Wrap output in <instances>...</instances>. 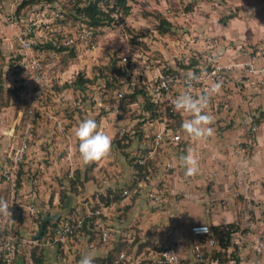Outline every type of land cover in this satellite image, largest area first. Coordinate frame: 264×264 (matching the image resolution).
<instances>
[{
	"label": "crops",
	"instance_id": "1",
	"mask_svg": "<svg viewBox=\"0 0 264 264\" xmlns=\"http://www.w3.org/2000/svg\"><path fill=\"white\" fill-rule=\"evenodd\" d=\"M190 2L193 7L188 13L187 27L190 34L187 35V38L196 35L194 36V41L188 43L195 53H198L205 61L210 63L227 64L244 59L241 55V49H256L261 52V55L257 57L255 66L258 68L264 67V0H190ZM1 31L4 32L5 30L0 27V33ZM6 32L10 31L7 30ZM8 43L7 40L0 42L5 48L8 47ZM197 66L199 64L191 65L190 67H168L166 70L178 69L188 72L196 70ZM14 70V67L9 66L4 69V75L7 76L9 72H13ZM153 74L154 71H149V75ZM127 76L120 75L122 87L119 89L127 90L129 85L125 83ZM216 81L221 83V87L210 97L209 103L214 105V102L217 101L216 99L220 101V123L223 125L220 137L215 138L213 136L214 132L206 138L192 137L181 127L182 122L187 119L184 116L185 112L181 111L178 114L175 110L171 117L170 129L175 133L181 134L180 141L165 143L162 148L154 153L153 158L148 160V163L154 168L149 186L162 195L160 203L150 202L144 192L134 188V183L139 172L137 165L133 162V158L135 155L144 153L148 149L152 132L158 128L156 122L153 120L154 118H147V120H143L144 118L130 119L129 113H131V110L129 109L134 107L135 102L144 101V97L138 95L137 101H132L123 106L118 122L108 125L106 128V132L112 136V141L115 138L113 133L120 125H123L126 131L130 132L129 138L131 141L130 139L129 141L133 145H128L127 150L131 154L130 158L132 160L130 159V164L126 170L124 168L125 171L122 173L126 177L129 174L128 179L130 183L120 190L122 193L124 189H127L128 193L122 194V197L118 201H113L108 205L104 204L101 195L110 193V189L117 181L115 178H110L111 173L108 174L109 176H106L105 168L101 166L102 163H105L106 159L111 158L110 154L113 153L110 151L102 158L95 160L97 165L91 171L93 176L88 178L83 177L82 185L78 186L76 191L66 192L69 195V207L74 209L70 214H68V210L67 214L70 216L85 215L89 211L99 208L102 211L99 216L87 215L86 218L93 217L94 220L100 218L105 224L109 225L113 229V237L110 240L127 237L128 241H130L131 230H127V228L130 224L141 221L139 226H142L150 218L158 226L155 228L162 230L161 235L163 234V237L159 243L163 246L164 230L162 226L166 221L167 214L171 213L174 216L175 224L173 236L182 241L184 247L183 259L186 262L190 257V236L188 229L192 224L206 223L211 227L212 225H221L231 221L248 223L249 228L246 232H241L238 229L233 232L228 249H236L243 252L249 258L250 264H264V212H262L264 195L257 183V177L261 173H264V73L246 75L240 68H235L233 71L227 72L223 79ZM216 81H210L204 86L195 88L191 93L194 96L201 95ZM92 88L94 90V87ZM82 89L89 98L97 93L96 90L91 92L89 85L88 88L83 87ZM183 91L180 88H176L174 98ZM85 107L87 110L90 109L89 105H85ZM91 109L93 111L97 109L96 105L94 104ZM53 113L49 110L42 117L43 120L49 119L48 124H45V128L49 129L51 133H56L57 135L55 136L59 140L51 142L50 146H48L49 152L45 157L50 158L51 162L54 163L50 168L59 176L65 174V171H67V160L74 158L72 143L77 139L74 136V129L80 121L77 120V123L72 122L70 124L69 119H61L59 115L57 116ZM98 113L95 110V114L90 115L95 118ZM54 118L59 119L62 124L66 123L63 122L66 119L68 125L70 124L68 133L64 134L65 129L60 132L56 128ZM138 122L142 123L139 124ZM135 128H138L137 132L140 134H135ZM3 133L0 132V161H3L10 145L15 144L18 140V135H13L10 130ZM123 142H127V140ZM216 142H218V156L228 163L229 168L226 174H230V177L237 175V180L235 178L231 179L236 182L238 191L243 194V199L239 202L228 195V199L230 200L227 202V205L232 210L217 211L212 209L206 213L205 209L202 208L203 205L197 204L194 196L196 195L195 191H198L200 185L212 179L211 175L213 172L210 168V152L211 147L216 146ZM234 142H240L244 150L241 149L236 154H230V144ZM67 144H69V150L66 149ZM53 145H58V148H54ZM36 149L37 147L29 142L28 155L24 162H22V168L26 173L22 175L20 186L16 187L15 196L25 201L32 200L41 208L48 209L49 211L56 210V208H52V205L59 202V192H55L50 197L49 191L43 185H38L39 181L36 178H30L29 180L26 177L28 171H32V175L35 173L36 159L42 155V152L36 151ZM169 150H174L176 156L189 152L194 153L198 160V172L194 175L186 176L182 164L171 172H168L167 167L164 166V162L169 158ZM223 150L225 154L220 152ZM173 156L171 159L174 158L173 160H176V157ZM230 181L224 180L227 191L231 187L232 182ZM62 187L67 186H59V188ZM54 188L59 189L57 185ZM233 188L235 189V186ZM167 191H185L186 196L178 200H171L166 196ZM132 196L135 199H132ZM10 197L11 193L8 182L0 179V199L8 202ZM242 205L250 208V210L239 212L238 214L236 208ZM118 208H121V210ZM160 212H163V214L159 215ZM94 220L92 228H82L65 241L46 246L32 241V236L40 222V215L34 217L23 212L15 220V231L19 239L12 264H32L33 256L31 251L33 248H36V252L40 256L39 264H78L82 254L90 250L96 252L94 261L95 264H98L96 259L102 256V253L107 248L102 243L100 244L99 232ZM48 225L49 223H47ZM90 230L96 231V237L92 236ZM259 232H261L263 239V248L258 255H255L252 238ZM224 252L228 256L231 253H228V251H222L221 253L224 254ZM232 252L234 253V251ZM215 259L218 260V258ZM206 264L211 263L208 260ZM224 264H231V257H228Z\"/></svg>",
	"mask_w": 264,
	"mask_h": 264
},
{
	"label": "rangeland",
	"instance_id": "2",
	"mask_svg": "<svg viewBox=\"0 0 264 264\" xmlns=\"http://www.w3.org/2000/svg\"><path fill=\"white\" fill-rule=\"evenodd\" d=\"M77 1L32 0L19 12H16L17 0H0V27L5 30L0 33V42H3V40L9 42L7 48L0 44V132L10 130L13 135H18L19 139L23 131L28 128L31 144L36 146V151L42 152V155L36 159L35 173L32 175V171H28L26 177L29 180L30 178H36L39 181L38 185H43L49 191L50 197L55 192H59V202L52 205V208L60 210L67 202L69 214L74 209L69 207V195L66 192L76 191L78 186L82 185L83 177L93 176L91 171L97 163L95 161L87 164L82 162L78 152V140L76 139L77 141L74 140L72 143L74 158L67 160L68 169L65 174L58 176L50 168L54 163L45 156L49 152L48 146L51 142L59 140L55 136L57 134L51 133L49 129L45 128V124H48L49 119L43 120V117L37 112L30 115L23 108L25 88L20 83L22 72L14 70L9 72L7 76L4 75V69L12 66L11 64L20 58L16 34L24 32V36L33 41L32 49L38 51L46 66L48 65L47 71L53 78L56 96L48 98L42 103L46 108V112L50 110L51 113L54 112L53 114L59 115L61 119H69L70 124L72 122L77 123V120L81 121L91 116L90 114H95V110L99 113L94 119L99 120L103 115V109L97 106L94 111L91 109L95 104L92 98L100 93L107 94L111 90L122 87L121 78L117 76L120 72L119 60L121 56H127V62L130 66V73L125 82L129 84L128 92L134 88L139 89L133 83L142 80L144 69L152 72L157 68L166 70L168 67H190L196 64L209 68L212 64L205 61L188 45L189 42L194 41V36H196L187 38V35L190 34L187 27L188 13L193 7L190 0H127L130 5L127 14L121 15L118 12H113L111 16L114 20L105 21L99 26H91L84 17L75 11ZM161 28L165 31L160 32ZM7 30L10 32H6ZM38 38L44 44H37ZM48 43L56 47L61 46L63 49H51L45 45ZM241 50L256 51V49L247 48ZM78 75L90 79V82L86 84V88H88V85L89 89L94 87L97 93L90 98L87 97L82 89L85 88V84L77 85L74 83ZM92 89L91 92L94 91ZM126 93L120 101L124 105L130 103V95ZM140 95L144 97L142 89ZM216 100L214 105L208 102L204 111L212 116L214 115L210 126H217L213 127V136L219 138L223 125L220 123V101L219 99ZM145 104V101H137L133 108L129 107L131 120L138 118L147 120L142 115L143 111L146 110L144 108ZM85 105H89L90 109H85ZM175 110L178 114L182 111ZM184 116L187 119L190 118L188 113H185ZM66 119L63 120V122H66L63 123L64 134L68 133L70 128V124L68 125ZM27 124H30V126L27 127ZM137 130L138 128H135L136 135L140 134ZM126 134L129 136L130 133L127 132ZM130 141L126 146H123L125 142L121 144L114 139L111 144L113 149L110 150L113 154H110L111 158L106 159L105 163L101 165L102 168H105L106 176L111 173L110 178L117 180L110 189V193L101 195L103 200L119 197L121 188L128 186L130 183L129 174L127 177L122 175L130 164L131 154L127 150L128 145H133ZM217 145L218 142H216V146L211 147L210 152L212 179L200 185L194 196L197 204L203 205L202 208L205 209L206 213L212 209L217 211L232 210L227 205L230 200L228 195L239 202L243 199V194L238 191L236 182L231 179H236L237 175L230 177V174H226L229 168L228 163L218 156ZM53 147L58 148V145H53ZM68 147L69 144L66 145L67 150H69ZM241 149L244 150L242 144L234 142L230 144L229 152H231L230 154H236ZM220 152L224 153V150ZM179 156L174 154L173 157H176V160H173L174 158L170 160L172 166L167 168L168 172L181 165ZM22 165L21 163L18 169L20 180L22 175L26 173ZM37 174L38 176H36ZM224 180H231L230 182H232V188L230 187L229 191L226 190ZM257 183L264 195V173L257 177ZM56 185L58 188L59 186L67 187L55 189ZM233 186H235V189ZM166 196L171 200H178L185 197L186 192L167 191ZM132 199H135L134 196H132ZM118 209L121 210V208ZM236 209L238 214L250 210V208L243 205ZM48 211L47 209L46 212ZM262 212H264V205H262ZM162 214L163 212H160L159 215ZM153 222V219L149 218L148 222L142 226H139L141 221L130 224L127 228V230H131L130 241L126 239L127 237H119L116 240H110L106 244L100 241V244L105 245L107 249L102 253V256L96 259L97 263L151 264L158 246H161L159 242L163 237V234L161 235L162 230L156 229L158 226ZM228 223L237 226V229L241 232H246L249 228L248 223L240 221H231L224 224ZM95 232L90 230L94 237H96ZM119 239L121 240L118 241ZM121 252L124 253V257L116 261Z\"/></svg>",
	"mask_w": 264,
	"mask_h": 264
},
{
	"label": "built area",
	"instance_id": "3",
	"mask_svg": "<svg viewBox=\"0 0 264 264\" xmlns=\"http://www.w3.org/2000/svg\"><path fill=\"white\" fill-rule=\"evenodd\" d=\"M16 1V0H15ZM16 40L19 48L20 58L16 62L15 70L22 72L21 84L25 90V102L23 108L30 115L37 112L41 117L46 112L45 106L42 104L48 98H54L56 91L54 88L53 78L47 71L46 63L40 57L38 51L32 49L33 41L24 36V32L16 34ZM241 55L244 58L241 61L233 63H212L209 68L207 66H197L196 72L200 79L192 82L189 91L195 88L206 85L210 81L223 79L227 72L233 71L235 68H240L244 74L251 75L254 73H264V67H256L255 61L261 55L259 50L247 51L242 50ZM120 73L128 75L130 73V66L127 62V56H121ZM184 71L163 70L157 68L153 75H149V70L144 69L142 80L133 83V85L143 90L144 101L151 102L154 105V110L157 116L153 119L158 126L152 132V137L148 149L141 154H137L133 158V162L138 167L139 175L134 183V188L138 191L144 192L146 197L152 203H160L162 195L156 190L152 189L149 184L152 180L151 172H148V160L153 158L154 153L162 148L165 143H176L180 141L181 134L175 133L170 129L171 116L175 112L173 100L176 88L182 90L186 89ZM126 89H114L110 93H100L93 97L95 105L103 109V115L98 124V130L106 132L108 125H113L118 122L124 104L120 101L125 97ZM135 105L137 102L134 103ZM56 128L60 132L64 130L62 122L54 118ZM30 124H27L29 127ZM126 128L120 125L116 128L113 136L122 137ZM107 133V132H106ZM30 133L26 128L21 134L20 138L15 144L10 145L5 153L3 161H0V179L8 182L11 197L8 201L11 218L7 214H0V264H12L16 245L18 242V234L15 231V220L23 212L30 216L38 217L47 209L41 208L34 201H25L18 199L15 196L16 192V175L19 165L24 162L29 152ZM174 155V150L168 151V160L164 162V166L169 168L171 157ZM128 190L124 189L122 194H127ZM102 211L96 208L89 211L88 214L78 216H70L67 213L60 217L57 221L49 224L42 233V238L33 239L32 241L39 245L49 246L56 242H63L68 237L74 235L83 228L86 216H99ZM96 228L99 232V240L104 244L108 243L113 237V229L104 223L100 218L94 220ZM202 227L206 231H201ZM164 230L163 249L156 252L153 259L154 264H181L183 259L184 247L180 239L174 238V216L169 213L166 216V221L162 226ZM190 236V257L185 264H206L208 260L211 264H218V260L211 258L212 254L217 251H234V257L231 258V264H250L249 258L236 249L219 248L217 246L216 238L212 234L211 227L206 223L192 224L188 229ZM253 251L258 255L263 248V239L261 232L256 233L252 238ZM124 256L121 252L117 257L118 261ZM209 258V259H208Z\"/></svg>",
	"mask_w": 264,
	"mask_h": 264
},
{
	"label": "clouds",
	"instance_id": "4",
	"mask_svg": "<svg viewBox=\"0 0 264 264\" xmlns=\"http://www.w3.org/2000/svg\"><path fill=\"white\" fill-rule=\"evenodd\" d=\"M199 79L200 77L196 72H186V89L174 98L173 104L177 110L190 114V118L184 120L181 127L194 138H206L214 132L213 127L210 126L214 117L204 111V109L210 97L220 89L221 83L219 81L213 82L203 94L196 97L188 89L191 88L192 82ZM74 136L78 140V152L82 162L85 164L102 158L111 149L112 136L98 130L97 121L91 116L78 123L74 129ZM179 159L184 167L186 176L194 175L198 172V160L194 153L182 154ZM0 214H7L11 218L9 203L3 199H0ZM199 230L206 231V228L202 227ZM95 256V251H86L82 254L78 264H95Z\"/></svg>",
	"mask_w": 264,
	"mask_h": 264
},
{
	"label": "trees",
	"instance_id": "5",
	"mask_svg": "<svg viewBox=\"0 0 264 264\" xmlns=\"http://www.w3.org/2000/svg\"><path fill=\"white\" fill-rule=\"evenodd\" d=\"M29 2H32V0H17L16 2V7H15V11L19 12L26 4H28ZM130 10V5L128 4L127 0H78L77 1V5L75 6V11H77V13L79 15H81L82 17H84V19L86 20L87 23H89L91 26H99L102 25L105 21L108 20H114L113 16H111V13L113 12H118L121 15L127 14ZM165 30L163 28L160 29V32H164ZM37 44H44L42 43L41 39H37ZM47 45V47L51 48V49H58L61 50L63 49L61 46H55L52 45L50 43L45 44ZM19 59V58H18ZM17 59V60H18ZM17 60H15L13 62L12 67L16 66V62ZM120 72L117 76H120ZM87 82H90V79L88 78H83L81 75H78L76 77V79L74 80V83L77 85H82L83 83L85 84V88H86V84H88ZM129 95H130V99L129 102L132 101H136L138 100V95H140L141 93V89H132L129 92L126 91ZM126 93V94H127ZM144 108L146 110L143 111V114L145 116V118L151 119L157 116V114L155 113L154 110V105L151 102H148L144 105ZM96 120V119H95ZM128 131H125V133L123 134L122 137H118L115 136V140H117L118 142H120L121 144H123L125 140H127V142H125V144L123 146H126L129 142V136H127ZM130 133V132H129ZM132 160V159H131ZM149 165V170L147 169L148 172H151V175L153 174L154 168L148 163ZM16 186L19 187L20 186V173L19 171L17 172V176H16ZM122 197V193L120 191V196L114 199H106L103 200L105 205L110 204L113 201H118L120 198ZM69 214V213H68ZM93 217H88L85 218L84 224H83V228H91L92 223H93ZM234 224L232 223H228V224H221V225H212L211 226V230H212V234L215 236L216 238V242H217V246L219 248H225L227 245H229L230 239L232 237V234L234 231L237 230V226H233ZM39 226V225H38ZM47 223L44 224V231L46 229ZM121 239H119L118 241H120ZM163 247L162 246H158V250H162ZM32 254V259H33V263L32 264H39L40 262V256L37 254L36 252V248H33V250L31 251ZM221 255H223L221 257ZM119 256V255H118ZM213 258H218V264H224L226 262V259L228 257L233 258L234 257V253L231 252L230 255H226L225 252L224 254L221 253L220 251L214 252L212 255ZM186 260L182 259L181 260V264H185ZM151 264H154L153 261Z\"/></svg>",
	"mask_w": 264,
	"mask_h": 264
},
{
	"label": "water",
	"instance_id": "6",
	"mask_svg": "<svg viewBox=\"0 0 264 264\" xmlns=\"http://www.w3.org/2000/svg\"><path fill=\"white\" fill-rule=\"evenodd\" d=\"M67 213V202L60 210H52L48 212H44L40 215L39 226L36 227V231L33 234V239L42 238V233L44 231V224L49 223L52 224L57 221L60 217L64 216Z\"/></svg>",
	"mask_w": 264,
	"mask_h": 264
}]
</instances>
